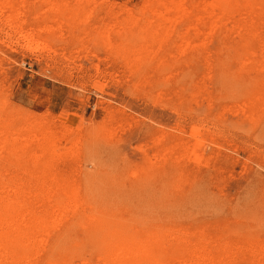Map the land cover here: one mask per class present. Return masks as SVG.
<instances>
[{"label": "rangeland", "instance_id": "374dc122", "mask_svg": "<svg viewBox=\"0 0 264 264\" xmlns=\"http://www.w3.org/2000/svg\"><path fill=\"white\" fill-rule=\"evenodd\" d=\"M0 205V264H264V0H0Z\"/></svg>", "mask_w": 264, "mask_h": 264}, {"label": "bare ground", "instance_id": "6f19581e", "mask_svg": "<svg viewBox=\"0 0 264 264\" xmlns=\"http://www.w3.org/2000/svg\"><path fill=\"white\" fill-rule=\"evenodd\" d=\"M245 1H246V0H245ZM239 4H240V3H239ZM258 8H259V7H258ZM16 202H17V201H16ZM11 203H12V205H13V202H11ZM18 204H19V203H18ZM0 206H1V205H0ZM14 206H15V204H14ZM0 208H1V207H0ZM10 208H11V205L6 206V209L8 210V212H9V209H10ZM15 208H16V207H15ZM15 208H14V209H15ZM26 208H27V207H26ZM11 209H12V210H10V211H12V213H13V208H11ZM4 212H5V211H4ZM14 213H15V212H14ZM14 213H13V214H14ZM2 214H3V213H2ZM3 216H4V215H3ZM9 217H10V215H9ZM9 217H8V218H9ZM15 217H16V215H15ZM29 218H30V217H29ZM32 219H33V218H32ZM40 219H41V218H40ZM7 220H8V219H7ZM10 220H11V219H10ZM8 221H9V220H8ZM12 221H15V220H12ZM31 222H32V221H31ZM0 223L3 224V223H7V222H6V220H3V218H0ZM32 223H33V222H32ZM40 223H41V222H40ZM12 224H13V222H12ZM14 224H15V223H14ZM35 224H36V223H35ZM42 224H43V223H42ZM48 224H49V223H48ZM0 225H1V224H0ZM3 225H5V226H4V229H5V227L7 226V224H3ZM17 225H18V224H16V226H17ZM21 225H22V224H21ZM29 225H30V224H29ZM36 225H37V224H36ZM16 226L14 225L13 227H16ZM17 227H18V226H17ZM26 227H27V226H26ZM1 228H2V227L0 226V229H1ZM8 228L11 229V227H7V229H8ZM21 228H22V227H21ZM2 229H3V228H2ZM7 229H6V230H7ZM15 229H16V228H15ZM35 229H36V228H35ZM13 230H14V228H13ZM18 230H19V229H18ZM10 231H11V230H10ZM10 231H8V232H10ZM16 231H17V230H16ZM31 231H32V230H31ZM36 231H37V230H36ZM0 232H1V230H0ZM11 232H12V231H11ZM13 232H14V231H13ZM13 232H12V233H13ZM2 233H3V232H1V234H2ZM14 233H16V232H14ZM17 233H18V231H17ZM17 233L14 234V235H17ZM62 233H63V232H62ZM1 234H0V235H1ZM22 234H23V233H22ZM156 234H157V233H156ZM11 235H12V234L9 233L8 238H7V237H6V238L9 239V237H10ZM14 235H12V236H14ZM3 236H4V235H1V237H3ZM5 236H7V235H5ZM12 236H11V237H12ZM18 236H19V234H18ZM16 237H17V236H16ZM19 237H21V235H20ZM29 238H30V237H29ZM74 238H75V237H74ZM1 239H2V238H1ZM7 239H6V240H7ZM16 239H17V238H16ZM18 239H19V238H18ZM2 240H3V239H2ZM2 240H0L1 243L3 242ZM11 240L13 241V238H11ZM19 240H20V239H19ZM163 240H164V239H163ZM14 242H15V241H14ZM18 242L20 243V241H18ZM22 242H23V241H22ZM7 243H8V240H7ZM15 243H16V242H15ZM4 244H6V242H5ZM10 244H11V242H10ZM17 244H18V243H17ZM17 244H16V245H17ZM22 244H23V243H22ZM22 244H21V245H22ZM153 244H154V243H153ZM8 245H9V244H8ZM16 245H15V247H16ZM9 246L12 247V245H9ZM13 246H14V245H13ZM24 246H25V245H24ZM24 246H23V247H24ZM147 246H148V245H147ZM4 247H5V246H4ZM6 247H7V246H6ZM149 248H150V247H149ZM3 249H4V248H3ZM7 249H8V248H7ZM2 251H3V250H2ZM12 251H13V249H12ZM16 251H17V250H16ZM117 251H118V249H117ZM131 252H132V251H131ZM14 253H15V251H14ZM129 253H130V252H129ZM135 253H137V251H136V252H132V253H130V254H135ZM148 253H149V251H148ZM151 253H152V252H151ZM15 254H18V252L15 253ZM2 255H3V254H2ZM148 255H150V254H148ZM8 256H10V254H9ZM12 256H13V255H12ZM106 256H107V255H106ZM123 256H125L124 253H121L120 255H117V256H116V257H117V258H116V261H117L118 263H120V264H121L122 262H124L125 259H124ZM130 256H131V255H130ZM150 256H151V255H150ZM153 256H155V255H153ZM10 258H11V257H10ZM138 258H139V256H138ZM146 260H147V258H146ZM11 261H12V259H11ZM51 263H52V262H51ZM53 263H54V262H53ZM142 263H143V262H142ZM139 264H140V263H139Z\"/></svg>", "mask_w": 264, "mask_h": 264}]
</instances>
